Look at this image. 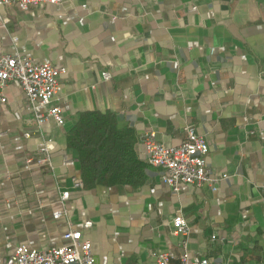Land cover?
<instances>
[{"label":"crops","instance_id":"0c3cea01","mask_svg":"<svg viewBox=\"0 0 264 264\" xmlns=\"http://www.w3.org/2000/svg\"><path fill=\"white\" fill-rule=\"evenodd\" d=\"M0 13V52L64 67L55 97L66 105L61 123L37 126L20 84L0 88V256L61 245L78 228L97 264H155L162 249L264 264V0H62ZM89 111L128 133L134 177L84 184L68 135ZM188 124L207 140L214 188L173 191L146 161L141 133L177 145ZM42 146L49 164L35 161Z\"/></svg>","mask_w":264,"mask_h":264},{"label":"built area","instance_id":"2783aa9c","mask_svg":"<svg viewBox=\"0 0 264 264\" xmlns=\"http://www.w3.org/2000/svg\"><path fill=\"white\" fill-rule=\"evenodd\" d=\"M60 1L62 0H0V8L14 3L26 9L39 3ZM0 20L3 25L6 24L1 13ZM64 72V67L55 66L48 61H35L28 56L0 52V88L10 81L20 84L31 105L37 126L48 119L56 123L63 121L66 105L58 102L55 94L59 77ZM102 77L107 79L110 73L104 71ZM1 100H4L3 96ZM25 135H29V132H25ZM138 140L143 144L146 161L161 169L162 181L173 191H177L181 184L201 185L206 182L215 187L217 177L211 175L205 158L208 151L207 140L203 134L196 132L193 125L185 126V139L177 145H164L156 141L152 132L141 133ZM35 161L38 164L50 163L47 147L40 148L39 156L35 158ZM75 184L78 185L79 181L76 180ZM68 195V190L60 192L62 205ZM65 213L66 210L63 207L53 211L55 217ZM171 224L173 232L184 237L181 243L185 246L189 225L180 211L172 216ZM83 225L89 226L91 221L86 220ZM62 236L65 240L63 244L46 249L34 248L25 243L17 244L12 253L0 256V264H97L91 243L82 238L80 229L68 228ZM154 255L155 264H210L205 257L189 261L185 251L177 259L168 249L157 250Z\"/></svg>","mask_w":264,"mask_h":264},{"label":"trees","instance_id":"16d2710c","mask_svg":"<svg viewBox=\"0 0 264 264\" xmlns=\"http://www.w3.org/2000/svg\"><path fill=\"white\" fill-rule=\"evenodd\" d=\"M127 132L116 128L111 114L84 112L72 127L68 142L79 156L84 184L114 183L136 175L135 160Z\"/></svg>","mask_w":264,"mask_h":264}]
</instances>
